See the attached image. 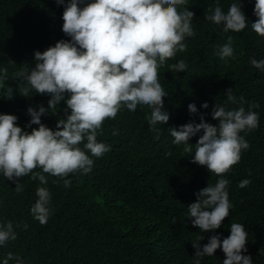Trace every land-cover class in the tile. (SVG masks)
I'll return each mask as SVG.
<instances>
[{"label": "trees", "instance_id": "trees-1", "mask_svg": "<svg viewBox=\"0 0 264 264\" xmlns=\"http://www.w3.org/2000/svg\"><path fill=\"white\" fill-rule=\"evenodd\" d=\"M90 2L83 0L79 6ZM67 3L0 0V114L15 115L16 124L27 132L39 127L29 126L28 107L38 110L43 105L47 109L51 97L34 90L29 97L22 96L19 87L24 84L17 73L35 66L36 51L43 52L59 40H71L62 31ZM232 3L239 0H186L178 6V10L186 7L195 13L191 21L194 35L185 37V51H178L158 69L159 82L168 93L163 99L170 116L166 125H156L159 138L150 130V107L138 105L135 111L122 107L98 130L97 141L110 150L101 157L88 152L93 160L90 172L61 178L37 168L34 171L45 175L47 183L33 180L30 173L19 178L23 189L19 192L15 181L0 173V223L11 221L17 237L0 245V264L9 252L23 264H197L198 260L199 264H223L226 257L221 248L213 256L198 258L193 242L204 236L199 241L202 248L213 234H220L223 240L230 235L232 223L244 225L248 234L243 254L250 255L253 264H264V69L251 64L253 58L264 60V37L251 27L257 19L255 0H241L248 24L240 32H225L223 24L206 18L217 5L227 13ZM229 36L233 56L221 59L220 49ZM181 60L187 65L184 71L169 68ZM229 88L237 97L235 104L227 101ZM240 97L246 112L258 113L259 126L240 133L249 147L241 151L237 164L217 176L206 166L191 162L203 130L190 139L193 153L187 154L183 144L173 143L171 127L199 123L200 114L216 125L218 121L211 116L215 104L238 109ZM205 101L207 109L201 107ZM190 103H195L196 114L189 113ZM254 103L258 107L249 109ZM66 107V101H61L41 116V122L56 130ZM221 178L229 181V217L215 232H203L187 216L188 204L197 200L196 192L208 184L214 186ZM65 179L70 186H65ZM244 179L250 183L240 187ZM38 187H46L51 194L46 224L31 212Z\"/></svg>", "mask_w": 264, "mask_h": 264}, {"label": "clouds", "instance_id": "clouds-1", "mask_svg": "<svg viewBox=\"0 0 264 264\" xmlns=\"http://www.w3.org/2000/svg\"><path fill=\"white\" fill-rule=\"evenodd\" d=\"M64 3V0H57ZM83 0H68L62 19V31L71 40H59L55 46L45 51L35 52V66L21 70L17 78L24 86L19 92L29 97L34 90L41 95L48 94V108L28 107L31 124L39 125L31 132L24 131L16 124L17 117L0 114V173L15 181L16 191H22L19 178L32 174L46 184L45 175L35 172L37 168L52 176L67 177L69 174L91 171L93 160L88 155L101 157L110 146L98 142V130L107 119H114L122 107L135 111L138 105L151 108L148 120L150 130L157 133L156 125H166L169 113L164 107V97L168 95L159 82L158 69L176 53L186 50L185 37L194 35L191 21L195 13L188 8L178 10L186 0H92L80 7ZM254 14L257 19L251 27L256 34L264 37V0H255ZM215 24H223L224 31L240 32L248 24L241 0L232 3L225 13L217 5L214 14L206 17ZM232 37L220 49L221 59L233 56ZM251 64L264 69V60L252 59ZM172 71H184L186 63L181 60L169 65ZM6 72V70H4ZM3 77H0L2 80ZM9 98L12 91L9 88ZM227 101L237 103L232 88L226 90ZM61 101H66L65 118L59 119L56 130L41 122V116L55 109ZM243 97L239 98L238 109L227 110L222 105L212 108L211 116L218 123L213 125L200 114V122L190 121L171 127L173 143L183 144L184 153H193L190 139L203 130L195 143L193 163L206 166L217 176H223L241 159V151L249 147L248 141L240 135L259 126L257 112L245 111ZM202 108L207 109L205 101ZM258 104L249 105V109ZM70 110V114H68ZM190 114H196L195 103L188 105ZM86 141V142H85ZM83 144V148L80 145ZM250 183L249 179L240 182V187ZM65 186L70 181L64 180ZM229 181L219 179L195 193L197 200L188 204V217L192 224L203 232H215L232 207L227 192ZM38 199L31 212L41 224H46L50 215L48 207L51 194L46 187H38ZM27 228V225L24 226ZM248 234L244 225L232 223L230 235L221 240L220 234H213L201 248L199 241L193 242L195 256H213L218 248L225 254L223 264H253L247 251ZM16 233L11 221L0 223V245L15 240ZM23 264V260L7 254L3 264ZM199 264V260L197 261Z\"/></svg>", "mask_w": 264, "mask_h": 264}]
</instances>
